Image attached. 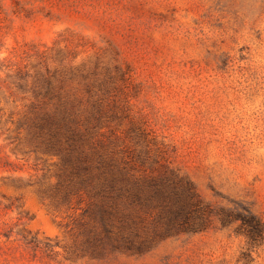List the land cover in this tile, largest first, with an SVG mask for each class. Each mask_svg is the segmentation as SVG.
<instances>
[{
	"label": "rangeland",
	"instance_id": "1",
	"mask_svg": "<svg viewBox=\"0 0 264 264\" xmlns=\"http://www.w3.org/2000/svg\"><path fill=\"white\" fill-rule=\"evenodd\" d=\"M0 264H264V0H0Z\"/></svg>",
	"mask_w": 264,
	"mask_h": 264
},
{
	"label": "trees",
	"instance_id": "2",
	"mask_svg": "<svg viewBox=\"0 0 264 264\" xmlns=\"http://www.w3.org/2000/svg\"><path fill=\"white\" fill-rule=\"evenodd\" d=\"M70 153H71L70 150H68L66 152V155L69 156ZM67 161H68V159H67ZM91 190L93 191V194L96 197H100L103 200H108L109 199V195H114L117 192L118 193L121 192V189H120V187L118 185V181L116 179H111L107 183H101L99 185H95V186L91 187ZM138 195H140V194L138 193ZM137 198H138V196H137ZM103 211L104 210H102V212ZM175 218H177V215H176ZM173 224L174 223L169 219L168 225L172 226ZM250 230H251V233H253V234H260L261 233V230L258 227V225H256V226L252 225Z\"/></svg>",
	"mask_w": 264,
	"mask_h": 264
}]
</instances>
